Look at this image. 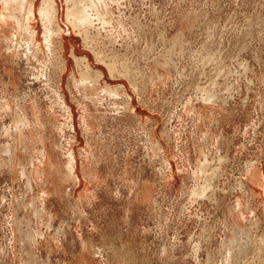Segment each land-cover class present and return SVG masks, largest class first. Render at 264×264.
Returning a JSON list of instances; mask_svg holds the SVG:
<instances>
[{
    "label": "rangeland",
    "instance_id": "rangeland-1",
    "mask_svg": "<svg viewBox=\"0 0 264 264\" xmlns=\"http://www.w3.org/2000/svg\"><path fill=\"white\" fill-rule=\"evenodd\" d=\"M110 2L86 45L57 0L49 81L0 18V264H264V0ZM72 50L104 72L94 95Z\"/></svg>",
    "mask_w": 264,
    "mask_h": 264
},
{
    "label": "bare ground",
    "instance_id": "bare-ground-1",
    "mask_svg": "<svg viewBox=\"0 0 264 264\" xmlns=\"http://www.w3.org/2000/svg\"><path fill=\"white\" fill-rule=\"evenodd\" d=\"M65 1V12H64V21L69 24L72 29L77 30L86 45H88V39L93 40V37L98 35V29L96 32H93L92 28H95V24L98 23L101 26L105 24H110L113 22L111 2L110 0H64ZM2 10H5V13H0V18L7 16L15 20V33L13 36L19 38L15 40L14 43L8 45L9 51L13 53H18L20 44L19 40H23L28 44V50L31 49V55L35 58L39 57V53L43 59L42 65L43 70L40 76H45L46 80H50V75L46 74V66L50 64L52 66L60 67V71H65L67 69L66 62H62L61 58H64L63 49L65 48L64 42L62 40L64 27L60 23L59 16V5L57 0H42L38 7V14L44 22V47L41 43L36 42V36L34 33L29 32L28 24L30 16L34 17V7L36 0H0ZM62 19V18H61ZM64 23V22H63ZM121 24V23H120ZM67 25V26H69ZM98 28V27H97ZM61 38V39H60ZM11 41L14 38L10 39ZM110 41V39H109ZM108 41V42H109ZM111 42V41H110ZM34 46V48H33ZM94 48V47H93ZM96 50V49H95ZM106 50V49H105ZM107 51V50H106ZM97 60L100 59L104 61L108 67V71L111 76H114V71L124 70L123 74H127L128 66L124 62H119L114 53L109 56L105 54L102 50L96 51ZM71 54L74 58L76 67L78 68V77L72 75L73 84L80 88L82 92H90L95 94L97 89L98 82L103 76L102 70L93 69L91 67L88 56H77L74 53V50L71 51ZM95 54V53H94ZM25 56L28 58L27 53ZM96 57V56H95ZM108 57V61H106ZM123 68V69H122ZM63 69V70H62ZM101 69V68H100ZM121 72V71H120ZM39 76V77H40ZM117 76V75H116ZM122 76V75H121ZM123 77V76H122ZM42 79V78H41ZM62 79V77H61ZM111 90V89H109ZM83 92V93H84ZM88 92V93H89ZM84 93V94H85ZM97 94V93H96ZM92 95V96H93ZM202 100L204 102H211L212 95L210 93H204L202 95ZM19 120L16 121L17 125H23L28 119L26 116L19 115ZM18 129V128H17ZM19 130V129H18ZM20 133L19 131H17ZM19 138L20 135L17 134ZM47 151L43 149V155L46 158Z\"/></svg>",
    "mask_w": 264,
    "mask_h": 264
}]
</instances>
